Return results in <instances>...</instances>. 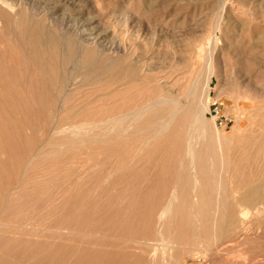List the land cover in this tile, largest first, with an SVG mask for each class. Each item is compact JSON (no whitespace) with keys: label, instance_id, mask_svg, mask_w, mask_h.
Returning a JSON list of instances; mask_svg holds the SVG:
<instances>
[{"label":"rangeland","instance_id":"obj_1","mask_svg":"<svg viewBox=\"0 0 264 264\" xmlns=\"http://www.w3.org/2000/svg\"><path fill=\"white\" fill-rule=\"evenodd\" d=\"M256 185L264 0H0V264H264Z\"/></svg>","mask_w":264,"mask_h":264},{"label":"bare ground","instance_id":"obj_2","mask_svg":"<svg viewBox=\"0 0 264 264\" xmlns=\"http://www.w3.org/2000/svg\"><path fill=\"white\" fill-rule=\"evenodd\" d=\"M12 4V3H11ZM189 5V4H188ZM14 6V5H13ZM15 7V6H14ZM195 8V7H194ZM224 10H226V9H224ZM10 20V19H9ZM9 24V23H8ZM212 25V24H211ZM210 25V26H211ZM9 26V28H10V25H8ZM216 26V25H215ZM211 27H210V31H211ZM206 31V30H205ZM17 32V31H16ZM215 32V31H214ZM215 35V34H214ZM214 35H213V33L212 32H210V33H208V35L206 36V38H205V42L204 43H202L201 44V49H200V52H202V53H204L205 51L202 49V47H204V45H207V44H209L210 42H212V39L214 38ZM10 36V35H9ZM83 36V35H82ZM2 37V36H1ZM87 37V36H86ZM88 39V38H87ZM5 40V39H4ZM5 43V42H4ZM216 43V42H215ZM210 45H211V43H210ZM217 45V44H216ZM30 46H31V48H32V50H33V53H37V56L38 55H42V56H44L45 58H46V61L47 62H49V60H55V57H56V51H57V48H56V44H55V42H54V39H52L50 36H48V35H44V36H42V35H39V34H36V33H33L32 34V37H31V41H30ZM208 46V45H207ZM209 50H210V47L208 48ZM125 50V49H124ZM197 50V49H196ZM72 53V52H71ZM82 53H84V52H82ZM92 53V52H91ZM207 55V54H206ZM208 58H209V56H210V54L208 53ZM68 57V56H67ZM75 57V56H74ZM81 57V56H80ZM63 58V56H61V59ZM86 58H88V55H84V58H83V61H86L87 59ZM207 58V59H208ZM69 59H70V57H69ZM91 59V58H90ZM123 59V58H122ZM57 60V59H56ZM78 61V60H77ZM123 61H124V59H123ZM105 62H115L116 64L118 63V62H122V61H120V60H114V61H111V60H107V61H105ZM208 62V61H207ZM206 62V64H208ZM37 64V63H36ZM41 64V63H40ZM230 64V63H229ZM63 65V64H62ZM86 65V64H85ZM136 65H137V62H136ZM235 65V64H234ZM233 65V66H234ZM246 65V64H245ZM90 66V65H89ZM232 66V65H231ZM44 67V66H43ZM239 67V66H238ZM5 68V67H4ZM237 68V67H236ZM41 69H42V67H41ZM97 69V68H96ZM115 69V68H114ZM239 69V68H238ZM238 69H237V71H238ZM43 70V69H42ZM121 70V69H120ZM233 70V69H232ZM129 71V70H128ZM47 72H49V71H47ZM50 72H52V71H50ZM236 72V71H235ZM128 73V72H127ZM150 73V72H149ZM41 74V73H40ZM4 75V74H3ZM121 75V74H120ZM123 75V74H122ZM139 75V74H138ZM157 74L155 73V76H156ZM214 75V73H213V71L211 70V69H209L208 70V79H207V81H205V83H204V86H202L203 88V90H204V95L201 97V99H200V102H199V105H200V107H201V109L202 110H206L207 109V105H208V96H207V93H208V80H209V78L210 77H212ZM159 76V75H158ZM47 77V76H46ZM131 77V76H130ZM137 77V76H136ZM141 77V76H140ZM37 78V77H36ZM142 78V77H141ZM156 78V77H155ZM113 79H115V78H113ZM158 79V78H157ZM116 80V79H115ZM108 81V80H107ZM113 81V80H112ZM139 81H141L140 79H139ZM158 81H159V79H158ZM114 82V81H113ZM126 82H128L127 80H126ZM125 82V83H126ZM162 82V81H161ZM160 82V83H161ZM194 82H195V80H194ZM59 83V82H58ZM122 83H124V82H122ZM124 83V84H125ZM258 83H259V81H258ZM133 84V83H132ZM144 84H146V83H144ZM164 84H165V82H164ZM130 85V84H129ZM134 85V84H133ZM126 86H127V84H126ZM126 86H124V87H126ZM154 86V85H153ZM166 86V85H165ZM116 87H118L117 85H116ZM155 87V86H154ZM44 88V87H43ZM128 88V87H127ZM137 88V87H136ZM150 88V87H149ZM156 88V87H155ZM139 89V88H138ZM146 89H148V88H146ZM145 90V89H144ZM149 90V89H148ZM256 90V89H255ZM112 91V90H111ZM194 91H195V89L193 88L192 89V91H191V93H192V95H194ZM148 92V91H147ZM47 93V92H46ZM57 94V93H56ZM131 94H133V93H131ZM140 94V93H139ZM142 94V93H141ZM150 94V93H149ZM159 95V94H158ZM187 96V95H186ZM239 96V95H238ZM144 97V96H143ZM148 97V96H147ZM150 97V96H149ZM155 97V96H154ZM153 97V98H154ZM132 98H133V96H132ZM135 98V97H134ZM200 98V97H199ZM129 99V98H128ZM151 99V98H150ZM157 100V99H156ZM8 101V100H7ZM131 101V100H130ZM147 101V100H146ZM52 102H54V101H52ZM59 102V101H58ZM143 102H145V101H143ZM182 102V101H181ZM12 103V102H11ZM57 103V102H56ZM62 103V102H61ZM116 103V102H115ZM157 104H165V105H167V107L164 109L165 110V113H166V115H167V118L168 119H172L173 118V116L177 113L176 111H175V109H176V107H177V104H179V102H178V100L176 99H158L157 100V102H156ZM252 103V102H251ZM13 104V103H12ZM53 104V103H52ZM55 104V103H54ZM50 105V104H49ZM108 105V104H107ZM139 105V104H138ZM193 105V104H192ZM47 106V105H46ZM86 106V105H85ZM131 106V105H130ZM136 106V105H135ZM54 107V106H53ZM108 107V106H107ZM150 107V106H149ZM153 107V106H152ZM143 108V107H142ZM43 109V108H42ZM72 109V108H71ZM70 109V110H71ZM73 109H75V108H73ZM114 109V108H113ZM139 109H140V105H139ZM43 110H45V109H43ZM68 110H69V108H68ZM79 110V109H78ZM126 110V109H125ZM124 110V111H125ZM129 110V109H128ZM238 110H239V108H238ZM256 110V109H255ZM20 111H21V109H20ZM55 111V110H54ZM112 111V110H111ZM154 111V110H153ZM63 112H65L64 110H63ZM117 112V111H116ZM131 112H132V110H131ZM164 112V111H163ZM259 112V111H258ZM257 112V110H256V113H258ZM15 113V112H14ZM53 113V112H52ZM188 114V113H187ZM154 115V114H153ZM157 117V116H156ZM137 118V117H136ZM148 118V117H147ZM62 119V118H61ZM74 119V118H73ZM146 119V118H145ZM126 120V119H125ZM169 120V121H170ZM63 121V120H62ZM114 121V120H113ZM129 121V120H128ZM127 121V122H128ZM65 123H66V121H65ZM118 123V122H117ZM187 123H189L188 122V118H186V116H182V119H181V126L183 127V126H185V124H187ZM60 124V123H59ZM73 125V124H72ZM17 126V125H16ZM167 126V125H166ZM251 126V125H250ZM23 127V126H22ZM190 127V128H189ZM166 127H165V125H162L160 128H158V133H160L161 131H163L164 129H165ZM258 128V127H257ZM50 129V128H49ZM187 129L189 130L188 132H187V134H188V136L189 137H187V138H192V136L194 135V136H199V132H200V129L198 128V125L196 126V124H195V122L194 123H191L189 126H187ZM23 130H24V128H23ZM58 130H59V128H58ZM172 130V129H171ZM190 130L192 131V132H190ZM143 131H144V129H143ZM168 131H170V130H168ZM145 132V131H144ZM152 132H153V129H152ZM186 132V131H185ZM59 133V132H58ZM150 134H151V132H149ZM175 133V132H174ZM123 134V133H122ZM56 135H58V134H56ZM128 135V134H127ZM144 135V134H143ZM170 135V134H169ZM139 136V135H138ZM172 136V135H171ZM182 136V135H181ZM186 136V135H185ZM52 137H53V135H52ZM124 137V136H123ZM132 137V136H131ZM168 137V136H167ZM174 137V136H173ZM138 138V137H137ZM150 138V137H149ZM158 138V137H157ZM163 138V137H162ZM178 138H179V136H178ZM25 140V139H24ZM144 140V139H143ZM151 140V139H150ZM161 140V139H160ZM177 140V139H176ZM180 140V139H179ZM149 141V140H148ZM164 141V140H163ZM190 141L191 140H189L188 139V141H186V152H187V154H189L190 155V147H191V145H190ZM143 142V141H142ZM177 142H179V141H177ZM161 144V143H160ZM244 144V143H243ZM239 145V144H238ZM245 145V144H244ZM155 146V145H154ZM155 150V149H154ZM159 150V149H158ZM244 150H245V148H244ZM209 151H210V149H209ZM251 151V150H250ZM152 152V151H151ZM162 152V151H161ZM231 152V151H230ZM149 153V152H148ZM233 153H234V151H233ZM148 155V154H147ZM150 155H151V153H150ZM165 155V154H164ZM230 156V155H229ZM228 156V157H229ZM129 157V156H128ZM170 157V156H169ZM131 158V157H130ZM28 160V159H27ZM166 160V159H165ZM134 161V160H133ZM139 162V161H138ZM146 163V162H145ZM151 163V162H150ZM152 164V163H151ZM154 164H152V166H153ZM156 166V165H155ZM179 167H181V166H179ZM178 167V168H179ZM172 168H173V166H172ZM229 168V167H228ZM144 169V168H143ZM166 169V168H165ZM131 170V169H130ZM138 170V169H137ZM182 170V169H181ZM140 171V170H139ZM138 171V172H139ZM137 172V173H138ZM175 172V171H174ZM189 172V171H188ZM213 172V171H212ZM156 173V172H155ZM158 173V172H157ZM182 173H183V171H182ZM181 173V174H182ZM185 174V173H184ZM134 175H135V173H134ZM138 175V174H137ZM173 175V174H172ZM175 175V174H174ZM187 175V174H186ZM159 176V175H158ZM156 177H157V175H156ZM177 177H178V175H177ZM186 177V176H185ZM187 177H188V175H187ZM228 177V176H227ZM159 178V177H158ZM180 178V177H179ZM187 179V178H186ZM166 180V179H165ZM183 181V180H182ZM193 181H194V179H193ZM139 182V181H138ZM160 182H162V181H160ZM194 183V182H193ZM188 184V183H187ZM251 184V183H250ZM166 185H168V184H166ZM170 185V184H169ZM168 185V186H169ZM196 185V184H195ZM183 186V185H182ZM18 187V186H17ZM171 187V186H170ZM193 187V186H192ZM129 188H131V187H129ZM146 188V187H145ZM167 188V187H166ZM169 188V187H168ZM180 188H182V187H180ZM210 188V187H209ZM10 188H8L7 190H9ZM159 189H160V186H159ZM162 189V188H161ZM172 189V188H171ZM16 190H17V188H16ZM212 190V189H211ZM10 191H11V189H10ZM124 191H126V189L124 188ZM128 191V190H127ZM150 191V190H149ZM173 191V190H172ZM13 192V191H12ZM147 192V191H146ZM191 192V191H190ZM174 193V192H173ZM130 195H131V193H130ZM133 195V194H132ZM150 195V194H149ZM186 195H188V194H186ZM158 196V195H157ZM174 196V195H173ZM173 196H171L169 199H168V201L162 206V208H161V212H160V214H159V219H162V218H164L167 214H168V211H169V207H170V203H171V201H172V199H173ZM183 196V195H182ZM133 197V196H132ZM152 197V196H151ZM159 197V196H158ZM134 198V197H133ZM154 198V197H153ZM147 199H149V197L147 198ZM4 200V199H3ZM152 201V200H151ZM228 201V200H227ZM141 203H142V201H141ZM153 203V202H152ZM257 203L259 204V206L260 205H264V186L263 185H256V186H253V187H251V188H249L248 190H246V191H244L243 193H241L240 194V196H238L237 198H236V200H235V204L236 205H241V206H244V205H255L256 204V206H257ZM135 204V203H134ZM180 204V203H179ZM227 204H228V202H227ZM129 205H130V203H129ZM154 205V204H153ZM184 205V204H183ZM192 205V204H191ZM203 206V208H208V207H210L211 206V204H208V203H206V204H202ZM7 206V205H6ZM135 206V205H134ZM133 206V207H134ZM185 207L187 206V204H185L184 205ZM189 206V205H188ZM127 207V206H126ZM133 207H131V208H133ZM178 207V206H177ZM124 208H125V206H124ZM136 208V207H135ZM192 209V208H191ZM129 210V209H128ZM131 210V209H130ZM156 211V210H155ZM117 212V211H116ZM3 214V213H2ZM208 214V213H207ZM119 215V214H118ZM183 214H181V216H182ZM122 216H123V213H122ZM152 216V215H151ZM170 216H171V214H170ZM210 216V215H209ZM1 217V216H0ZM180 217V216H179ZM137 219H138V217H137ZM140 219V218H139ZM171 219V218H170ZM140 221V220H139ZM161 222V221H160ZM182 222V221H181ZM206 222V221H205ZM225 222V221H224ZM144 224V223H143ZM170 225V224H169ZM225 225V224H224ZM188 226V225H187ZM186 226V227H187ZM203 226H205L206 227V225H203ZM227 228V227H226ZM179 229V228H178ZM190 232L192 233L193 231H192V229H190ZM225 233V232H224ZM185 234V233H184ZM142 236V235H141ZM0 246H2V245H0ZM6 247V246H5ZM9 248V247H8ZM91 249V248H90ZM9 250V249H8ZM70 250V249H69ZM68 250V251H69ZM80 250V249H79ZM14 251V250H13ZM111 251V250H110ZM153 251V250H152ZM70 252V251H69ZM71 252H72V250H71ZM10 253H12V252H10ZM9 253V254H10ZM82 253V252H81ZM153 253V252H152ZM78 254V253H77ZM112 254V253H111ZM80 255V254H79ZM93 255V254H92ZM130 255H131V253H130ZM135 255H137V254H135ZM142 255V254H141ZM6 256V255H5ZM11 256V255H10ZM13 256V255H12ZM15 256V255H14ZM113 256V255H112ZM8 257V256H7ZM110 257V256H109ZM106 258H107V256H106ZM45 259V258H44ZM11 261V260H10ZM154 261V260H153ZM79 263V262H78ZM69 264V263H68ZM80 264V263H79ZM82 264V263H81ZM84 264V263H83ZM138 264H140L139 263V261H138Z\"/></svg>","mask_w":264,"mask_h":264}]
</instances>
